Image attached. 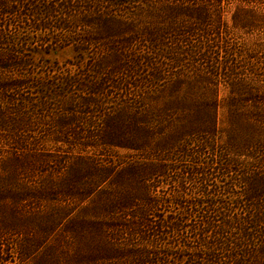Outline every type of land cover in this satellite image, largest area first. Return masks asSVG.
<instances>
[{
  "label": "rangeland",
  "instance_id": "rangeland-1",
  "mask_svg": "<svg viewBox=\"0 0 264 264\" xmlns=\"http://www.w3.org/2000/svg\"><path fill=\"white\" fill-rule=\"evenodd\" d=\"M0 264H264V0H0Z\"/></svg>",
  "mask_w": 264,
  "mask_h": 264
}]
</instances>
